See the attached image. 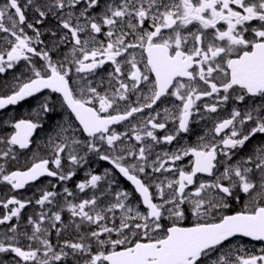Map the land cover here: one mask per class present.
Returning a JSON list of instances; mask_svg holds the SVG:
<instances>
[{"label": "snow or ice", "instance_id": "6c2138e0", "mask_svg": "<svg viewBox=\"0 0 264 264\" xmlns=\"http://www.w3.org/2000/svg\"><path fill=\"white\" fill-rule=\"evenodd\" d=\"M29 98L0 264H264V0H3L0 110Z\"/></svg>", "mask_w": 264, "mask_h": 264}, {"label": "flooded vegetation", "instance_id": "af4514ba", "mask_svg": "<svg viewBox=\"0 0 264 264\" xmlns=\"http://www.w3.org/2000/svg\"><path fill=\"white\" fill-rule=\"evenodd\" d=\"M3 0H0V3H2ZM45 94H47V92H45ZM23 106H30V105H33V103H30V102H25L24 104H22ZM188 138L186 137L185 140H187ZM196 137L195 136H192L191 137V141H195ZM185 140H182L181 143H184ZM185 163L187 164L188 163V160L186 159L185 160ZM90 167L91 169L97 171V172H103L104 168L105 167H109V165L106 164V162H101V161H98L96 160L95 158H92V161L90 163V165L88 166ZM78 175L74 178V180L72 181L73 183L71 184L72 186H74V183L77 179ZM50 179V178H44L40 181V184H45L47 183V180ZM117 179L120 181V187L121 188H130V184L125 181L122 177H119L117 176ZM40 185L38 184L37 187H39ZM21 194L24 195V196H31V188H27L26 190H21ZM33 211V207L32 206H29L26 210H25V215L27 214H30L31 212ZM52 240L53 242H55V234L53 233L52 235ZM243 242L245 244H248L249 246H251L252 244H256V247H260V243L259 242H251L249 241L247 238H242Z\"/></svg>", "mask_w": 264, "mask_h": 264}, {"label": "rangeland", "instance_id": "374dc122", "mask_svg": "<svg viewBox=\"0 0 264 264\" xmlns=\"http://www.w3.org/2000/svg\"><path fill=\"white\" fill-rule=\"evenodd\" d=\"M9 75H10V73H9ZM36 102L37 101H35L33 105L27 107V109H25V110L17 111V113H19L21 116L27 115V113L31 110V108L35 106ZM4 119H6V116H5ZM43 136H44V133L40 132L39 137L37 138V141H39L40 138L43 137ZM65 216H66V214H65Z\"/></svg>", "mask_w": 264, "mask_h": 264}]
</instances>
